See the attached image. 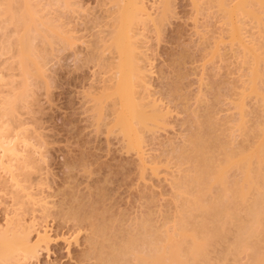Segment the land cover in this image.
Masks as SVG:
<instances>
[{"label": "rangeland", "instance_id": "obj_1", "mask_svg": "<svg viewBox=\"0 0 264 264\" xmlns=\"http://www.w3.org/2000/svg\"><path fill=\"white\" fill-rule=\"evenodd\" d=\"M6 1L10 2V0ZM55 1L30 0L27 13L31 17L30 19H34L32 21L37 22V25H41V22L47 23L50 21L51 23L57 22L56 24H60L59 26L62 28L64 27L63 30L66 33V37H69L72 48L69 47L66 51L62 49V51L53 52L52 49L48 48L49 46L45 45L48 48L46 50L41 36L36 38L35 43L38 45H36L39 51L38 54H41V56L37 55L41 59L37 57L36 59L39 60V63L41 62V70L35 73L38 74L35 77V83L37 84H35L34 95H36L33 97L35 99H32L35 101V105H33L35 110L32 108L35 113L33 112L34 115L31 117V120L33 119L31 122L34 125L29 126H32L30 129L35 131L33 133L36 135L32 142L34 141L35 148L39 151L37 153H40L37 154L40 158L39 160L37 159L39 163L37 162L38 165L36 166L39 170L33 169L32 171L36 173L39 171L38 174L40 176L38 175L39 180L35 181L36 183L32 188V190L34 189L32 194L35 195V197L34 195L33 198L31 197L33 200L28 198L29 194L27 191L22 194L21 198L13 194L8 195L10 191H6V193L1 187L0 229H10L12 226L15 228V224H17V227L19 225L18 228L16 227L18 231L31 229V239H34H32L33 243L38 240V233L36 232L38 228L44 226L50 231L51 242L43 245L38 258H34L35 260H23L21 264H94V261L95 263H99V261L96 260L97 258L95 259L96 254L90 256L91 252H93L91 251V241H89L93 233L92 230L91 232L89 230L92 229V224L88 223L89 220H85V222L83 221L85 224L82 223L84 227L82 226L80 230V227L77 226L78 220H75L80 213L87 214L89 218L94 216V219H91L94 223H97L99 219V221L102 222L104 220L105 222L107 216L106 220L110 218V221H108L110 224H108L111 225V222H113L115 225V231L114 226H111L113 228L112 231L116 232L117 228L124 231L121 230L120 233H114L118 238L125 237L127 230L129 231L133 225L135 226L136 221L139 223L143 218L149 217V215L152 218L149 217V219L154 224L157 223L153 226V229L154 227L156 229L164 226L163 230L166 233L169 232L168 235L171 234L172 236L174 234L173 230L176 229L173 227L176 225V217L180 213L178 210H181L179 208V206L181 207V204H179L180 199L178 201L177 190L174 186L176 182L174 181H177V178L183 175V172L180 174L179 171L186 166V163H184L185 166L183 168L181 166L182 169L180 166L178 167L176 163L178 160L176 161L175 158L176 154H178L177 149L183 147L186 138H188L187 136L191 133L190 131L194 129L191 125L194 123H191L192 118L196 122V120L201 118H198V116L202 113L205 116V112L198 114L195 111H198L197 106L200 107V103L198 104L199 99H204L205 103L200 102L203 103L201 104L205 107L204 110H207V113L214 108V112L217 113L212 118L216 117L219 122L218 125L220 124L224 129H226L227 124V127L230 128L231 122L237 128L236 122L241 123L246 118L248 127H245H247L246 130H249L248 134L250 133L251 136L252 133L250 131L252 129L250 128H254L255 124L264 120V116L261 113L262 110L259 107L260 103L258 104V101H255V96L246 90L245 92L249 95L246 94V98L244 95L242 96L243 98L240 96L244 92L242 89L246 88H243L244 84L246 85L245 79H248L246 76L250 72V68H252L248 64H252L250 57L247 58L251 53L248 52V54L246 51L250 48L248 51L251 50L250 52L254 51L257 54L255 50H260L261 42H264V27H260V30L259 27H256L258 26L257 23H253L254 21L250 17L245 16L244 12H239L238 18L235 17L237 14L233 17L237 24L239 21L238 27L241 30L236 37L234 36L235 39H238L237 36L239 37L242 33V36L239 37L240 40L238 39V42H236L233 41V36L229 32L231 29L233 30L230 25L232 24L233 27L236 23L233 21L229 24L226 21L225 11L220 10V6L215 2L216 0H140L144 2L145 6L147 5L146 9L148 11L146 10L145 12L146 16L144 15L145 19L143 18V22L138 24V27L133 30L134 33L132 32L133 37L131 39L134 38L133 43L135 42L137 48H139V66L144 69L142 71L145 73L144 76L146 75L147 77L145 76L146 78H144L142 85L139 84L135 92L140 98L138 102L145 106L149 105V107L156 106L162 115V122L159 121V123L151 125L149 131L148 129H144L145 131L140 129L143 132L139 134L141 136L139 140L143 144H139L138 148L135 147L136 150L132 149L130 144H128V147L127 142L129 140L123 138V134L119 129L120 126H115V116L111 114V106L115 104L114 100L116 97L109 95L114 93L112 87L115 78L112 69L115 70L116 65L114 63H117L115 61V59L117 60L115 58L117 54L113 53L117 51H113L115 49L110 50L111 47L109 46L111 37L116 34L115 31L118 28L116 25L118 18L116 21L115 19L122 9V3L120 4L121 6L117 7L120 3L117 1L120 0H69V4L68 0H65L67 1L66 8L70 9H65V11L67 10L65 12L64 6H62L65 5L62 2L64 0H61L62 5L59 2L60 7L58 8L62 6L63 12L62 10L61 12L57 10V12L55 11L57 4L53 7ZM237 1L232 0L230 1L232 3L229 4L233 6ZM167 4L168 8H166ZM19 6L13 1L11 3L12 13H10L13 15L9 14L8 17H14L17 14V17H20L22 11ZM244 7L247 10L257 8L252 3H246ZM1 8L6 10L7 6ZM17 17L15 16V18ZM1 21L2 23L6 22V18H2ZM113 24L116 25V29ZM1 26L7 28V31L4 29L6 33L4 34L2 33L3 29L0 30V38L7 35L5 38L10 36L13 39L14 24H3ZM235 29H237V25ZM43 30L46 31L44 27ZM112 30H115V34ZM231 33L233 34L232 31ZM228 35H231L232 38L230 37L229 39ZM135 37H137L138 41H136ZM241 37L244 40H241ZM131 39L130 41L132 42ZM239 42H242L241 44L244 45V48L246 43L250 45V47L249 45L246 46L248 49L245 48L247 50H245L244 54L249 60L245 61V63L244 54L242 57L244 48L242 49L243 45H238ZM56 46L58 45H55V48ZM252 46L255 47H253L254 50L251 49ZM144 49H146L145 52ZM140 53H144L143 56ZM254 53L251 55H254ZM259 53H261V50ZM99 54L100 56H98ZM8 58L9 55L3 56L0 53V62ZM97 58L98 61H96ZM252 58L251 56V60ZM112 59H114V63ZM259 66L260 70L263 71V64L261 63ZM175 87L179 88L176 89ZM177 90L178 92H176ZM263 90L261 91L263 92ZM235 98L237 99L236 101ZM238 98L240 103L242 100L246 105L241 103L244 108L242 109L241 107L242 111H240V114L243 115L242 112L245 110L244 113L246 112L245 115H247L245 118H241L242 115L237 113V110L240 109L234 107L240 105ZM207 104L209 106L213 105V108L209 109ZM201 107L199 108L200 110L203 109ZM98 108H100L99 110L102 109L103 112H98ZM25 110L23 109L22 111L26 112ZM147 110L152 111L151 108ZM104 111H107V114ZM193 112L194 115L198 114V116H194ZM103 113L104 118L101 116ZM110 114L111 116H109ZM204 116L202 114V117ZM25 118H27V115ZM236 119L237 121H235ZM113 121L115 124H113ZM35 123L37 124L35 125ZM190 125L193 129H190ZM233 126L231 125V130H233ZM217 128H215L216 134ZM236 128L234 127L235 130ZM224 129H221L222 132L219 129L220 134H217L218 137L223 136L220 139L221 142H223L224 137L229 138V132L231 131L230 129L226 131L228 128ZM235 130L234 134L236 133ZM232 133L230 137H232ZM236 134L232 137L236 146L231 144L236 148L239 143V145L243 144L249 150L257 141L253 137L254 135L252 137L249 136V140L245 139L243 141L244 137L242 139V135H238L240 133ZM215 156L218 155L216 154ZM187 168L184 170L186 171ZM235 169L228 174L231 180L232 177L233 180L234 176L235 178L237 177V173H235L237 169ZM0 175L3 176L4 173L0 171ZM29 193L31 195V192ZM42 198L45 202L42 201L41 203ZM16 199L19 201V205ZM27 203H30V205L28 206ZM32 203H34V206H32ZM85 207L87 208L86 212H84L86 210ZM95 208L96 211L98 210L97 212ZM154 209L156 210L154 211ZM90 210L95 214H92ZM105 211H108V213L106 212L107 214H105ZM76 213L78 215L73 218ZM146 213L150 214L145 216L147 215ZM97 214L105 216L102 215L100 217ZM161 216L165 217V219ZM141 217L142 219L140 220ZM156 218L157 220H155ZM10 220L12 221L9 222ZM22 222L24 226H22ZM117 222H120V225ZM134 222L136 223L134 224ZM33 223L36 226L35 228H33ZM102 224L105 225V223ZM151 225L153 224L151 223ZM105 226V232L107 233V221ZM28 227L31 228L27 229ZM111 227L109 228L110 232ZM42 229L41 227L39 230ZM121 232L123 233L122 237L119 235ZM111 233L113 234V232ZM106 236H104L105 241L101 240L103 237L100 239L102 243L118 240H114L113 238L115 237L112 235L113 240L108 239V241ZM175 240L170 244L168 243L170 248L175 246ZM230 241L229 244L231 245ZM227 243L223 244L227 245ZM221 246L223 248L218 245L219 248L217 247L216 251L221 248L219 252L225 253H221L223 255H218V253L216 256L214 249L212 250L213 254L210 251V254H212L211 258L217 259L211 260L212 263L232 264L231 262L236 260L235 262H239L235 264H254L253 250L247 249L243 253L239 252V255H241L237 256V258L236 255L230 254L228 250L227 253L229 254L227 255L224 252L226 250L225 246L222 244ZM228 248L229 246L227 245ZM88 254L93 258L90 259Z\"/></svg>", "mask_w": 264, "mask_h": 264}, {"label": "bare ground", "instance_id": "obj_2", "mask_svg": "<svg viewBox=\"0 0 264 264\" xmlns=\"http://www.w3.org/2000/svg\"><path fill=\"white\" fill-rule=\"evenodd\" d=\"M13 1L16 2L18 5H20L19 8L22 11V14L20 17L19 16L17 17L18 14L15 15L18 19L15 18V16L8 17V15L12 13L11 3ZM60 1L61 0H56L55 1L56 3L55 2H54L55 4L53 3V7L57 4L55 11L58 10L59 12H61L62 10L61 8H63L62 6H64L63 8L64 11L65 9L70 10L66 8L67 1L65 0L62 1L63 4H65L66 6L62 5V2ZM230 1L232 0H216L215 1L216 4L220 6V10L225 11L226 21L229 24H231L234 21L233 17L236 14L237 16L235 17L238 18V13L244 12L243 14L245 16L250 17L251 20L254 21L253 23L255 24L257 23L258 26L256 27H259V29L262 26L264 27L263 25L264 24L263 22L264 20V0H238L236 4L233 6L230 5L232 3V2L230 3ZM3 2L4 0H0V19L2 20V18H6V22L2 23V21L0 20V26L3 24L6 25V24L12 23L14 24L15 29L14 31H12V34L14 35L13 39L10 36L5 38V36L7 35H4L3 37L0 38L1 55L3 56L9 55L8 59H5L2 62H0V171L4 173L3 176L0 175V189L2 187L3 188L2 190H4V192L10 191L8 195L13 194L21 198H22V194L27 191V193L29 194L28 198H31V197L33 198L34 194H32V192L34 189L32 190V188L34 184L36 183L35 181L40 176V174H38L39 171L37 173L32 171L33 169L34 170L36 169V171L39 170V168L37 169L36 166L38 165L37 162L40 158L37 156V154H40V153H37L39 151L36 150L34 141L32 142V140H34L33 138L36 135L35 133H33L35 131L33 129H30L34 125L31 122L33 120V119L31 120V117L35 113L34 111L35 109L33 107V105H35L34 104L35 101L32 100V99H35L33 97L36 95V94L34 95L35 93L34 90L36 86L35 84H37L35 83V77L38 74H35V73L36 71L41 70L40 69L41 62L39 63V60L36 59V57L38 58L37 55H39L38 54L39 51L37 47L38 45L37 43H35L36 38L41 36L44 46L45 45L49 46L48 48L52 49L53 52L55 51L59 52V50L62 51V49L63 51H66V49H69V47H71L72 43L70 42L69 37H66V33L63 30L64 27L62 28L61 26H59L60 24L59 25L56 24L57 22L55 23H51L50 21L47 23L41 22V25L38 24L39 25L38 26L36 21L35 22L32 21L33 18L30 19L31 17L27 13L29 10L28 8H29L30 0H10V2L5 0L7 4ZM59 2L62 5L61 8H58L60 7ZM117 2L118 3L120 2L117 5V7L121 3H122L121 5L123 6L120 5L122 8V9L120 8L121 11L118 10L120 15L118 13V17H116L115 19L116 21L118 18L117 20L118 24L116 23L118 28L116 27L117 28L116 29L115 28L116 25L113 24V27L116 29V31L114 30L116 34L112 30V32L115 35H112L111 44L109 46L111 47L110 50L115 49L113 51H117V52L112 51L114 54L115 53L117 54V57H115L117 58V60L115 59L117 63H114L115 61H113L114 59H112L113 63L116 65L115 70L112 69L115 72V75L113 72V76L115 79L113 81L114 83L112 87V90H114V93L113 95L111 94L109 95L115 96L116 99L115 100L113 99L115 104L111 106L112 107L111 114L112 116H115L114 118V121L116 123L115 126L117 127L120 126L119 129L123 134L122 135L123 138L124 139L127 138L126 140H129V142H127V145L130 144L131 145L130 147L132 149L133 148L136 149L138 148L137 146L139 144H143L142 141L139 140V138L141 139V136L139 134L143 132V131H140V129L141 130L148 129L149 131L151 129L149 128L151 125L153 126L156 123H159V121L162 122L161 120L162 115L159 113L155 105L149 107V105L145 106L144 104L138 102L140 98L139 96L136 95V92H135V89L139 87L138 86L139 84L142 85L144 78H146L147 76L146 75H145L146 77L144 76L145 74L143 73L144 69H142L139 66V62H138V55H139L138 49L139 48H137L136 46L137 44L135 42L133 43L134 38L133 39L131 38L133 37V34H132L133 30H135V28L138 27L137 26L138 24L143 22V18L146 16L145 12L147 10L146 9L147 5L145 6L144 2L140 0H120ZM246 3H252L257 8L252 9V10H247L244 7ZM4 4L5 6H3ZM68 4H69V0H68ZM6 6H7L6 10L1 8V7L5 8ZM166 8H168V4L166 5ZM10 15H13V14H10ZM149 16L151 17V15ZM238 24H239V21H238ZM238 24L236 23L237 29H235L236 25H234V23H233L234 25L233 27H232V24L230 25V27L233 28V30L229 27L231 31L233 32L232 34L231 31H229L230 34L233 36V38L231 37V35L230 36L228 35L229 39L231 37L233 41H236V42H238L237 40L238 39L240 40L239 37L242 36L241 35L242 33H241L239 37L237 36L238 39H235L238 32L241 31L239 30L240 27H238ZM43 27L46 29V31L43 30ZM4 29L6 30L7 28H4V26L0 27V30L3 31L2 33L6 34ZM135 38H136V41H138L137 37ZM130 39L132 40V42L130 41ZM242 39L243 38L241 37V40ZM241 43L239 42L238 45H240ZM261 44L263 45V46L260 45V48H259L261 50V53H259L260 50H258L259 52L255 50L257 54L254 53V51L252 52H250L251 50L248 51L250 48L248 49L246 46L249 44L246 43L245 45V48H247L248 50L244 48L243 44L240 45V46L243 45L242 49L244 48L243 49L244 52L242 51V57H243V54L245 53V50H247L246 53L248 52L251 54L254 53V55H251L248 53L249 55L247 57L244 54V57H245L244 63L245 61H249L247 60V58L250 57L249 59L252 63L251 64L252 66L250 65V63L248 64L252 68H250L251 70L246 76L248 78V79H245L246 85L244 84L245 81L243 80L244 81L243 88L246 87L247 89L246 88L242 89L244 90V92L242 93L240 91L242 94L240 93L239 94L241 97L244 95V97L246 98L245 95L246 94L249 95V94L246 93L245 90L248 92L250 91L251 93L250 92L249 93L255 96L256 98L255 101L256 102L258 101L257 102L258 104L260 103L259 107L262 110L261 113L264 116V90H263L264 89V69L263 71H261L260 70L261 68L259 66L261 63L264 66V42L263 43L261 42ZM55 45H58L60 47L56 46L55 48ZM253 47L254 46H252L251 49H253ZM48 48H46V50ZM145 50L146 49H144V52ZM42 52H46V51H42ZM216 53L218 54V52ZM140 54H142L143 56L144 53H140ZM39 56H41V54ZM98 56H100V54ZM251 56L253 57L252 60H251ZM39 58L41 59V57ZM93 58L95 57L93 56ZM98 58L96 61H98ZM180 78H181V75H180ZM17 79H20V80H17ZM261 90H263V92ZM176 92H178V90ZM236 100L237 99L235 98V101ZM198 101H199L198 104L200 103V107L202 106L201 108H203L202 110H204L205 107H203L202 105L203 104L202 102L205 103L204 99L202 100L199 99ZM238 103L240 105H236L234 107H237V109H240V110H237V113L238 115H242L240 114V111H242V109L244 108L242 106L245 105V103L244 101L242 102L241 100V103L242 104L244 103L243 105H241L239 98H238ZM238 103H235V104H238ZM207 105L209 106V104ZM116 106L118 107L116 108ZM212 106L213 105L209 106V109L213 108ZM109 107L107 106L108 109ZM197 107L199 111L200 107L199 106ZM100 108H98L97 111L103 112L102 109H101L102 111L99 110ZM148 108H151L152 111H148L147 110ZM23 109L24 110L26 109L25 110L26 112H23L22 111ZM202 110H200L199 112L197 110L195 111L198 114L200 112L201 113L205 112V116H204V113H202L204 117H202L201 113H200L201 114L200 116H198V114L196 113H195L196 115H194L195 111L192 113L194 116H198V118L201 117L203 119L200 118L199 120H196L195 122L194 121L195 119L193 120L192 118L191 123L194 122L193 123L194 125L191 123L190 124L194 127V129L190 125V129H193V130H191L190 131L191 133H189L190 135L187 136L188 138H186V141L183 147L177 149L178 152L176 150L178 154H176L175 160L176 161L178 160V162H176L178 164V167L180 166L181 168L182 166L183 168L185 166L184 163H186V166L188 168L185 166L184 169L187 168L186 171L181 168L182 170L180 169L181 171L179 172L180 174L181 172H183L182 173L183 175H180V177L177 178V181L176 180L174 181L176 182L174 186L177 190L176 192L178 196L177 199L178 201L180 199L179 204H181V207L177 205L179 206V208H181V210H178V212L180 213H179V216L177 215V217L179 218L176 217L177 221L175 219L176 225L174 223L175 226L173 228H175L176 230H173L174 234H172V236L171 234L168 235L169 232L166 233L163 230L164 226L162 227L156 226L157 228L155 229L154 227L153 229V226L157 224L155 221L157 220V218L154 220L156 223L154 224L153 221L149 219V217L151 218V216L149 215L150 213H146L147 215L145 216L149 215V217H147L146 219L143 218L144 220L141 217L140 220L142 219V221L139 223L138 221L135 220L137 223L134 222V224L136 223L135 226L132 224L133 225L132 228H130V230L129 231L127 230L126 232L127 235L125 234V237H122L123 233L121 232V234L119 235H121L120 237L122 238H118L116 234L117 232L120 233L122 229L117 228L116 232H114L115 225L113 222H111L113 225L112 224L109 225L110 223L108 221H110V218L106 220L107 216L106 218L104 217L105 222L104 220L101 222L99 221L100 220L99 219L97 222L99 224H97V223H94L93 220H91V219H94V216L92 218L91 215L95 214L94 212H91V210H90V212L92 213L90 215L91 218H89L87 214L80 213V215L77 216L78 214L76 213V215L73 216V218H76L77 216V219L75 220L76 221L78 220L77 226L80 227L79 228L80 230L82 226L84 227L83 224H85L84 223L85 220L87 221L89 220L88 223H91L92 225L94 223L93 226L89 224L91 225V228H92L89 230L90 232L91 230L93 232L91 234L92 238L90 236L91 240H89L91 241L90 242V245L92 247L91 251L93 252L89 254L90 256H93V254L94 255L96 254L95 259L97 258L96 260L99 261V263H95L94 261V264H202V263L203 264H210V263L214 264V262L212 263L211 260H214L216 258H211V255L213 254L212 250L214 249L216 251V248L218 247V245L222 247L221 244L225 246L224 248H226V250L224 252H226L227 255L230 253V254L236 255V257L237 256L239 257L241 255V254L239 255V252L243 253L244 250L246 251L247 249L253 250L254 251L253 253L254 254V258H253L254 264H264V120L262 119L263 120L262 122L260 123L258 122V124H255L254 128H250L252 129V131H250L252 133L250 136V133L248 134L249 130H246V128L248 127L247 126L248 122H247V119L245 118L247 116L245 115L246 112L244 113L245 110L242 112L243 115L241 116V118L243 117L245 118V121L244 119L243 120L240 119L242 120L241 123L236 122L237 128L236 126H233L231 122V125L233 126V130H231L232 129L231 125H230L231 129L227 127L228 124L226 125V129L228 128L227 130L222 128L220 124L218 125L219 123L217 121L218 119H216V117L212 118L213 115L215 116V114L217 113V112L216 113L214 112V108L213 110H209L208 113H207V110L206 111L205 110L202 111ZM104 112H106L107 114V111H104ZM111 114L109 116H111ZM26 115H27V118H25ZM101 116L103 117L104 113ZM189 118L191 117L189 116ZM114 121H113V124H115ZM235 121H237V119ZM36 124L37 123H35V125ZM29 125H32V126H29ZM234 127L236 128V130L234 129ZM215 128H217L218 130L216 131L218 135L220 134L219 129L220 130L224 129L226 131L230 129L231 130L229 132L230 134L233 131L232 137L235 136L236 133H240L238 135L239 136L242 135L241 137L242 139L244 137L243 141H245V139L249 140V136L252 137L254 135L253 137H255L257 141L254 143V145L249 150L246 149L243 144L239 145V143L236 148L232 146V145L236 146V143L234 140H232V137H230V134H229V138L224 137L223 138L224 140H222L223 142H221L220 139L223 136L218 137L217 134L215 133V130H216ZM234 130L236 131L235 134H234ZM237 130H240V131L237 132ZM144 133H142V135H144ZM225 140L226 142H224ZM232 141L235 144H233ZM43 151L45 150L43 149ZM217 151L219 152L220 155L218 154ZM215 152L218 156H215L216 155ZM220 156L222 157L221 159H220ZM215 157L219 159H216ZM187 164L190 166H188ZM233 168L237 169V170L235 169L236 170L235 173H237V177L235 178L234 176V180H233V177L231 180V177L229 178L228 174L234 170ZM183 170L185 171V173ZM237 171L239 172L240 175L238 174ZM29 192H31V195ZM16 201L18 200L16 199ZM42 201H44V199L41 200V203ZM33 204L34 203H32V206H34ZM18 205H19V201H18ZM27 205L29 206L30 203L29 204L27 203ZM92 208H89V209H92ZM155 210L156 209H154V211ZM86 211H87V208L84 212ZM95 211H96V208H95ZM106 212L108 213V211H105V214H107ZM100 214L99 215L97 214V215L100 216ZM102 215L100 217H102ZM162 218L165 219V217H162ZM90 220L93 222H91ZM11 221L12 220H10L9 222ZM106 221L108 225L107 233L105 232L106 231L105 227H107L105 226ZM100 222L105 223V225L104 224L101 225ZM119 223L118 225H120ZM151 223L153 225H151ZM33 225H34L33 228H35L36 226L34 223ZM15 226L17 227V224H15ZM22 226H24L23 222H22ZM111 226L112 227L114 226L113 227L114 231H112L113 228ZM16 227L13 228L12 226L10 229L8 228L3 229L4 231L0 229V264H21L23 260L26 261V259L30 260V259L38 258L43 248V245L44 244L47 245L48 243L51 242V239H52L50 238L51 234L47 227L41 226L43 228L42 230H39L41 229V227L38 228L37 230L35 229L36 232L38 233V238H37L38 240L36 243L32 242L33 238L31 239L32 231L31 229H29L31 227L27 228L29 230L23 229L19 231L18 229L16 230ZM110 227H111V232H113V234L110 232V229H109ZM107 234H110L108 235L109 237L106 236ZM112 235H114L113 237H115L113 239L114 240L118 239L119 242L118 240L113 241V242L112 241L103 242L104 244L101 242V240H104V241L106 240L104 236L107 237V240L108 239L113 240ZM172 237H174L176 240ZM174 240L176 241L175 246H172V248H170L168 243L170 244ZM229 241L232 246L229 244ZM223 243L224 244L227 243L229 248L227 249V245H224ZM220 249L216 251V256L218 253H219L218 255L225 254L223 252H219ZM227 250L229 251V253H227L228 252ZM210 251L212 254H210ZM88 256L86 257L88 258ZM213 256L215 257V255ZM91 258L93 257H90V259ZM233 261L234 262H231L230 260L232 264L239 262V261L235 262L236 260H233Z\"/></svg>", "mask_w": 264, "mask_h": 264}]
</instances>
